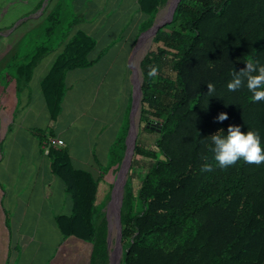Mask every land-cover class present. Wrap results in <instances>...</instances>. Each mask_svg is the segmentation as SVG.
I'll return each mask as SVG.
<instances>
[{
    "label": "trees",
    "instance_id": "1",
    "mask_svg": "<svg viewBox=\"0 0 264 264\" xmlns=\"http://www.w3.org/2000/svg\"><path fill=\"white\" fill-rule=\"evenodd\" d=\"M166 1L139 0L146 16L141 31L154 24ZM80 19L76 13L68 22L62 50L41 82L54 118L65 71L92 62L94 37L83 30L69 36ZM46 50L40 46L21 71L27 79ZM249 60L264 66V0H180L153 36L140 65V125L154 138L148 144L138 139L134 149L121 204L120 264H264V163L241 158L220 168L210 137L239 126L258 132L264 150V101H252L246 79L236 91L227 88ZM165 64L173 75L162 71ZM151 67L155 77L148 76ZM221 112L229 117L222 122L216 119ZM127 130L97 177L75 168L64 148L48 153L74 198L73 212L58 215L57 224L64 239L74 235L92 243L89 264H109L108 221L97 224L95 215L113 186L107 172L124 155ZM205 164L213 170L202 171Z\"/></svg>",
    "mask_w": 264,
    "mask_h": 264
},
{
    "label": "crops",
    "instance_id": "2",
    "mask_svg": "<svg viewBox=\"0 0 264 264\" xmlns=\"http://www.w3.org/2000/svg\"><path fill=\"white\" fill-rule=\"evenodd\" d=\"M71 6L75 13L86 6V18L74 27L93 36L96 44L88 54L90 64L65 71L58 115L52 116L41 82L62 48H48L41 54L30 77L24 76L8 91L7 103L0 108V248L6 252L5 259L11 250L17 252L35 241L41 246L55 236H59L56 254L66 241H85L74 235L64 239L57 224L58 215L73 212L74 198L53 171L52 157L43 152L41 134L51 136L56 148H64L75 168L97 177L109 163L120 132L134 120L126 107L130 98L133 110L141 79L131 59L136 38L127 45L130 38L117 44L116 38L103 35L118 23L123 33L136 28L138 38L137 26L146 17L139 0H71ZM35 74L41 76L37 83Z\"/></svg>",
    "mask_w": 264,
    "mask_h": 264
},
{
    "label": "rangeland",
    "instance_id": "3",
    "mask_svg": "<svg viewBox=\"0 0 264 264\" xmlns=\"http://www.w3.org/2000/svg\"><path fill=\"white\" fill-rule=\"evenodd\" d=\"M37 1L39 0H0V108H2V106L7 103L8 91L16 87V85H18L24 78V75L21 73V71L25 70V65L31 60L32 56L36 54V52L38 53L37 49L40 46H43L46 49H60L63 47L64 39L67 36L68 22L73 19V15H76L73 7L71 6V0H42L38 7L36 5ZM170 1L171 0H167L161 7L154 23L167 9ZM78 13L80 14L81 18H86V6H84V8ZM114 23L115 22H112L111 24ZM137 28L141 33L138 38L136 37V28H134L132 31H130L131 28H128L123 33L122 28L118 26V23L111 29L108 28L107 34H104L103 36L106 38H116L114 43L119 41L117 44H119L120 41H124L126 38H130L129 44L127 45H130V42L133 41V38H136L131 59L133 57L132 63L134 66H136L142 82L143 73L140 66L141 60L150 47L153 35L150 36V41H146L147 37L144 35V31H141V26L138 25ZM71 30L72 31L70 32L69 36H72L76 32L74 26ZM127 33H131V35H127ZM40 70L41 69L39 67L38 71ZM42 70L39 74L41 76ZM162 71L171 75L174 74L169 68V64H165L162 67ZM41 76L35 74L33 82L37 83ZM135 78L137 80L138 75H136ZM121 104H123L122 101ZM127 107V114L130 119V114L132 112V103L130 98H128ZM127 114H125L126 119ZM138 115H140V110ZM132 118L135 120L137 119L135 110L133 112ZM130 127L131 124L128 127L125 136L126 149L124 151V155L122 156L120 162L113 164V166L107 172V175L112 181L113 186L106 196L105 205L101 207L95 215V221L97 224H99L103 218L107 219L108 213L110 212L108 208L110 206L109 204L112 202L111 199H113L112 191L116 182V178L119 175L124 158L126 156V139ZM124 131L120 132L118 138L122 134L124 135ZM153 138L154 134H151L148 131H143L141 129V125H139L136 142L142 140V143L148 144L149 142L153 141ZM128 174L129 171L127 172V175ZM125 185L126 182L121 190V199L125 191ZM117 186L118 182L116 188ZM135 208H140L139 199H136ZM110 213L111 220L113 221L115 218V207ZM116 228L117 227L114 225L111 231L112 243L110 241L109 253H112L117 246ZM41 237V235L36 236L37 240L41 239ZM55 237L57 238L47 239L46 242H44V244L41 246L37 241H35L27 247H23L24 249H19L17 252L11 250L9 253V258L7 259H5L6 252L0 248V264H5L6 262L7 264H89L90 250L92 248L91 242H85L79 239H71L64 242L56 254L59 236ZM38 248L39 250L37 251ZM121 249L123 250L122 243ZM121 258L122 252L118 256V262H120Z\"/></svg>",
    "mask_w": 264,
    "mask_h": 264
},
{
    "label": "clouds",
    "instance_id": "4",
    "mask_svg": "<svg viewBox=\"0 0 264 264\" xmlns=\"http://www.w3.org/2000/svg\"><path fill=\"white\" fill-rule=\"evenodd\" d=\"M255 73V74H254ZM157 75V68L151 67L148 72L149 77ZM246 79L247 89L252 93L253 102L264 101V66H257V63L249 60L246 62V68L239 73H233V79L227 84L229 91H236L242 87ZM208 93L215 91L214 85H207ZM229 117L227 113L221 112L217 121H225ZM223 130L210 136L214 145V160L220 168H227L235 165L241 158L249 165L260 166L264 163V150H262L259 133L253 130L242 132L239 126L229 125L227 134ZM213 170L211 164H205L202 171L210 172Z\"/></svg>",
    "mask_w": 264,
    "mask_h": 264
},
{
    "label": "water",
    "instance_id": "5",
    "mask_svg": "<svg viewBox=\"0 0 264 264\" xmlns=\"http://www.w3.org/2000/svg\"><path fill=\"white\" fill-rule=\"evenodd\" d=\"M180 0H175L174 2V5L172 6L170 12H169V15L168 17L164 18L163 20H159L157 19V21L147 30L144 31V35L148 34V33H151L153 36L156 34V32L158 31V29L164 25L166 22L170 21L173 17V14H174V11L176 9V6L178 4ZM139 89H140V93H141V98H142V82H140V86H139ZM135 106H136V88H135V99H134V105H133V110H132V113L134 112L135 110ZM155 123H153L151 126L154 128ZM139 125H140V115H139V120L137 122V126L139 128ZM135 123H134V120H132L131 122V127H130V130L128 132V135H127V139H126V142H127V151H126V156L124 158V161H123V165L126 163V160H127V169H130V166H131V163H132V157H133V154H134V149H135V146H136V137H137V134H138V129H135ZM131 144V146H130ZM122 165V166H123ZM122 169V167H121ZM114 188H115V185L113 187V191H112V198H113V194H114ZM112 200V199H111ZM121 196L118 198V202L116 203V206H115V220H116V223L118 226V233H117V240H116V249H115V254L114 253H109V264H120L118 262V256L119 254L122 252V249H121V228H122V223H121ZM107 221H108V233H107V244H108V250H109V246H110V239H111V231H112V225H111V220H110V216H109V213H108V216H107Z\"/></svg>",
    "mask_w": 264,
    "mask_h": 264
},
{
    "label": "bare ground",
    "instance_id": "6",
    "mask_svg": "<svg viewBox=\"0 0 264 264\" xmlns=\"http://www.w3.org/2000/svg\"><path fill=\"white\" fill-rule=\"evenodd\" d=\"M174 2H175V0H171L170 1L167 9L161 14L159 20H163L164 18L168 17L169 12H170L172 6L174 5ZM150 36H152L151 33L146 34V37H147V38L145 37L146 41H150ZM140 82H141V79H140ZM140 82L138 83V85L136 87L137 103H136V106H135V112H136V115H137V119L136 120L134 119V123H135V126H136L135 129H138V126H137V122L139 120V115L138 114H139V110L141 109V93H140V89H139ZM130 146H131V144H130ZM128 171H129V169H127V160H126V163L122 166V169H120L119 175H118L116 183H115V188H116L117 182H118V186L116 188V191H115V188H114L115 194H113L112 202H111V204H109L110 206H109L108 210L110 212H112V209L116 206V203L118 202V198L120 197L122 187L125 184L127 176H128L127 175ZM110 212H109V216L111 214ZM110 220H111V216H110ZM111 225H112V229H113L114 225L115 226L117 225L115 218H114L113 221L111 220ZM116 227H117L116 229H117V233H118V226H116ZM110 241L112 243V236H111ZM114 251L112 253L115 254Z\"/></svg>",
    "mask_w": 264,
    "mask_h": 264
},
{
    "label": "built area",
    "instance_id": "7",
    "mask_svg": "<svg viewBox=\"0 0 264 264\" xmlns=\"http://www.w3.org/2000/svg\"><path fill=\"white\" fill-rule=\"evenodd\" d=\"M55 143L56 142H54V139H52L51 136H48V135L45 136V138L41 142V147H42L43 152L45 154H48L50 151V148L53 146H56Z\"/></svg>",
    "mask_w": 264,
    "mask_h": 264
}]
</instances>
